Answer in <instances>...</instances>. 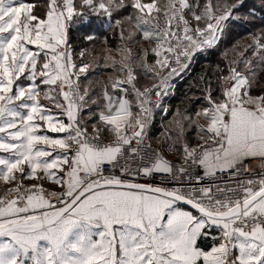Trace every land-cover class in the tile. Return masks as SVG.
<instances>
[{"label":"snow or ice","instance_id":"snow-or-ice-1","mask_svg":"<svg viewBox=\"0 0 264 264\" xmlns=\"http://www.w3.org/2000/svg\"><path fill=\"white\" fill-rule=\"evenodd\" d=\"M242 9L0 0V264H264V27L221 52L227 71L199 77L200 104L173 113L158 147L148 131L170 80L255 19ZM101 68L107 80L89 75Z\"/></svg>","mask_w":264,"mask_h":264},{"label":"trees","instance_id":"trees-1","mask_svg":"<svg viewBox=\"0 0 264 264\" xmlns=\"http://www.w3.org/2000/svg\"><path fill=\"white\" fill-rule=\"evenodd\" d=\"M215 2V0H214ZM231 2V0H229ZM247 9H255V19H244L243 15L241 19L237 22L233 20L231 25L226 29L223 36L218 42V45L215 48H212L206 51L204 54L199 55L194 64L187 68L184 72L181 81L178 83L173 97L168 102V112L162 118L156 116L153 120V123L149 129V138L151 143L154 146H159L158 141H163L165 129H174V125L170 123L173 119V113L177 109L181 111L187 110L189 113H192L196 110V107L200 104V100L197 97L201 94L202 85H200L199 77L203 74H206L207 78H213L216 74V66L219 64L224 71H227L226 63L221 56V52L225 49L229 51V57H232L234 53L231 51L232 46L237 44L240 49H243L245 45H250L252 43L249 33L255 35L259 29L264 27V24L261 23L264 20V4L261 3V0H244V9L242 13L246 12ZM125 14V10H122L120 15ZM101 33H98L100 35ZM109 44L112 47L116 46L117 38L113 37L111 33L108 34ZM70 45L74 50V59L79 62V48L84 46L82 38L79 37L78 31L73 30L70 35L69 40ZM104 45L100 43L99 40L96 42L95 50ZM114 53V52H113ZM246 55L250 56L251 53L246 52ZM102 56V55H101ZM89 59V57H85ZM119 59V58H117ZM111 69H97L94 73L90 71L89 75L100 81H105L108 78H102V75H105V72H110ZM107 76V75H105ZM83 79V78H82ZM259 80L264 81V71L259 72ZM151 83V80H145L141 77L138 81L139 85H148ZM200 85V86H198ZM260 91V88L253 89V94H257ZM131 98V97H129ZM191 136V132L189 133ZM195 143L196 141L193 140ZM211 241H201L202 247H207L210 245Z\"/></svg>","mask_w":264,"mask_h":264},{"label":"built area","instance_id":"built-area-1","mask_svg":"<svg viewBox=\"0 0 264 264\" xmlns=\"http://www.w3.org/2000/svg\"><path fill=\"white\" fill-rule=\"evenodd\" d=\"M204 53H205V52H201V53L197 54V55L194 57V59L191 61V63L189 64L188 67H190L192 64H194L196 58H197L199 55L204 54ZM186 70H187V69H186ZM186 70H185V71H186ZM185 71H184V72H185ZM184 72L180 73L178 76H175V77H173V78L170 80V85H171V87H169L167 95L163 96V98H162V107H161L160 109H156V110H155L154 118H155L156 116L162 118V117H164V116L166 115V113L163 112L162 108H163V106H167V108H168V102H169V100L173 97V95H174V93H175V90H176V87H177L178 83L181 81ZM153 82H154V81H153ZM152 99H153V103H154V102H155V99H156L154 95H153ZM154 118H153V120H154ZM153 120H152V123H153ZM152 123H151V124H152ZM149 129H150V128H149ZM148 131H149V130H148ZM146 142H147V141H146ZM153 147H155V146L153 145ZM166 156H169V158H171V156H170L169 153H167ZM246 163H248V164L250 165V167L256 168L257 172L260 171L259 166H258V162H254V161H246ZM225 179H226V177H225ZM139 182H142V183H144V182L158 183L159 181H158V180L147 181V180H144V179H140Z\"/></svg>","mask_w":264,"mask_h":264},{"label":"rangeland","instance_id":"rangeland-1","mask_svg":"<svg viewBox=\"0 0 264 264\" xmlns=\"http://www.w3.org/2000/svg\"><path fill=\"white\" fill-rule=\"evenodd\" d=\"M115 43H117V42H115ZM101 49H103V46H99L96 50H95V53H99L100 55H103V53L101 52ZM112 55H116V53L114 52V53H111ZM116 58H119L118 56L116 57ZM102 78H108L107 76H105V75H102L101 76ZM151 83H153V81H151ZM150 83V84H151ZM91 130V128H90V125H89V131ZM197 142V141H196ZM155 147H158V146H155ZM164 155L166 156L167 155V152H165L164 153Z\"/></svg>","mask_w":264,"mask_h":264},{"label":"crops","instance_id":"crops-1","mask_svg":"<svg viewBox=\"0 0 264 264\" xmlns=\"http://www.w3.org/2000/svg\"><path fill=\"white\" fill-rule=\"evenodd\" d=\"M41 103L43 104H48V101L44 100L43 98H41ZM49 107H53L52 105H48ZM55 111H59V110H55ZM49 135H58V134H55V133H48Z\"/></svg>","mask_w":264,"mask_h":264},{"label":"water","instance_id":"water-1","mask_svg":"<svg viewBox=\"0 0 264 264\" xmlns=\"http://www.w3.org/2000/svg\"><path fill=\"white\" fill-rule=\"evenodd\" d=\"M185 207H187V206H185Z\"/></svg>","mask_w":264,"mask_h":264}]
</instances>
